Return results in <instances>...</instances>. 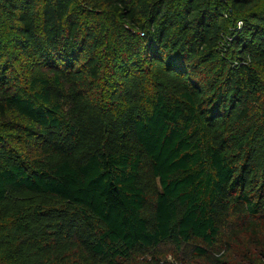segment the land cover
Wrapping results in <instances>:
<instances>
[{
  "label": "trees",
  "instance_id": "16d2710c",
  "mask_svg": "<svg viewBox=\"0 0 264 264\" xmlns=\"http://www.w3.org/2000/svg\"><path fill=\"white\" fill-rule=\"evenodd\" d=\"M0 264H264V0H0Z\"/></svg>",
  "mask_w": 264,
  "mask_h": 264
},
{
  "label": "built area",
  "instance_id": "2783aa9c",
  "mask_svg": "<svg viewBox=\"0 0 264 264\" xmlns=\"http://www.w3.org/2000/svg\"><path fill=\"white\" fill-rule=\"evenodd\" d=\"M241 26V22H238L237 27L239 28Z\"/></svg>",
  "mask_w": 264,
  "mask_h": 264
}]
</instances>
